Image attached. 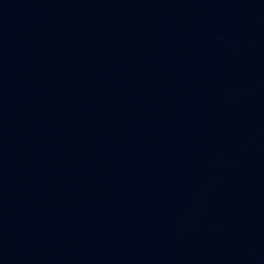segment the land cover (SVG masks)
<instances>
[{"label": "water", "instance_id": "obj_1", "mask_svg": "<svg viewBox=\"0 0 264 264\" xmlns=\"http://www.w3.org/2000/svg\"><path fill=\"white\" fill-rule=\"evenodd\" d=\"M0 264H264V0H0Z\"/></svg>", "mask_w": 264, "mask_h": 264}]
</instances>
